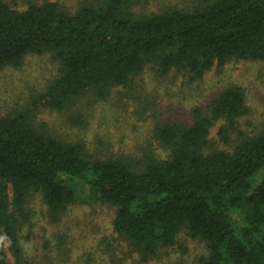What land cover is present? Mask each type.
Instances as JSON below:
<instances>
[{
	"label": "trees",
	"instance_id": "16d2710c",
	"mask_svg": "<svg viewBox=\"0 0 264 264\" xmlns=\"http://www.w3.org/2000/svg\"><path fill=\"white\" fill-rule=\"evenodd\" d=\"M44 53L58 60L59 75L33 108L62 111L88 91L106 99L149 65L194 81L232 60H264V0H204L142 15L132 0H88L75 13L52 1L18 10L0 0V69ZM246 112L244 90H224L207 112L194 110L191 125L157 126L169 156H146L136 168L91 159L83 145L39 131L30 110L0 117V264H22L20 236L37 193L54 223L74 203L111 205L114 233L145 259L185 230L205 242V264H264V126L232 151L209 150L214 124L223 121L218 136L230 144ZM68 181L86 183L88 196Z\"/></svg>",
	"mask_w": 264,
	"mask_h": 264
},
{
	"label": "rangeland",
	"instance_id": "374dc122",
	"mask_svg": "<svg viewBox=\"0 0 264 264\" xmlns=\"http://www.w3.org/2000/svg\"><path fill=\"white\" fill-rule=\"evenodd\" d=\"M24 10L29 3L57 2L75 13L88 0H2ZM204 0H132L137 14L167 8L191 9ZM60 64L51 53L29 54L21 67L0 69V117L30 110L34 126L69 144L79 143L91 159H118L136 168L146 156L166 159L169 151L155 137V128L167 123L192 124L194 110L207 112L224 90H244L247 112L237 121L230 144L218 136L223 121L209 135V150L232 151L243 136L257 134L264 126V60H232L214 66L201 79L191 80L176 70L159 75L153 65L134 76L127 86L115 87L106 99L93 91L64 110H52L33 101L59 75ZM87 195L84 182L68 181ZM31 218L20 236L22 264H205L209 250L204 241L181 231L174 246L160 248L145 259L113 231L115 209L93 200L74 203L57 222H52L42 196L30 202ZM236 219L240 220L239 216ZM13 261V258L9 256Z\"/></svg>",
	"mask_w": 264,
	"mask_h": 264
}]
</instances>
